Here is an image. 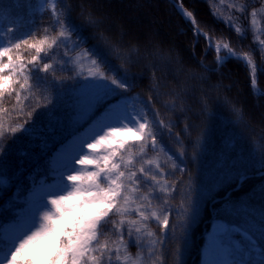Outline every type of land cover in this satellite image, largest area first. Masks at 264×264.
Wrapping results in <instances>:
<instances>
[{
    "label": "snow or ice",
    "instance_id": "snow-or-ice-1",
    "mask_svg": "<svg viewBox=\"0 0 264 264\" xmlns=\"http://www.w3.org/2000/svg\"><path fill=\"white\" fill-rule=\"evenodd\" d=\"M174 2L192 30L193 47L203 37L206 49L216 53V67L204 69L201 61V68L216 72L228 60L242 62L254 96L264 97L258 87L264 74V0H208L213 18L235 33L239 47L203 25L184 0ZM78 7L102 48L86 46L81 25L71 19V0H39L41 24L21 36L15 35L14 25L0 27V192L9 195L4 173L12 145L34 126L38 110L52 104L51 93L58 86L88 81L82 89L92 121L85 136L55 151L45 179L33 178L27 209L7 229L0 228V264H183L202 205L215 196L213 186L194 199L183 166L188 147L193 152L202 147L207 130L201 127L192 138L189 86L180 76L198 78L206 86L199 97L200 115L209 111L210 93L223 100L233 126L251 133L250 155L259 151L262 169L264 127L257 132L242 107L220 96L222 81L211 84L206 76L186 71L171 48L166 51L153 39L141 46L139 41L125 42L120 33L109 35L103 30L104 14L91 4ZM249 33L251 43L245 49L242 41ZM144 62L150 72L147 99L131 94L139 87V74L131 69ZM167 76L172 84L164 83ZM109 98L117 102L108 104ZM181 118L184 128L177 131ZM48 174L55 177L51 184L46 183ZM246 179L243 170L225 167L216 183L240 187ZM227 204L224 214L236 221L217 226L207 264H264V209L257 215L247 201L230 199Z\"/></svg>",
    "mask_w": 264,
    "mask_h": 264
},
{
    "label": "trees",
    "instance_id": "trees-1",
    "mask_svg": "<svg viewBox=\"0 0 264 264\" xmlns=\"http://www.w3.org/2000/svg\"><path fill=\"white\" fill-rule=\"evenodd\" d=\"M71 3L73 4L71 19L73 23L81 25L87 47L102 48L103 44L95 38L94 31L83 24L79 17L78 5L81 3L91 4L94 11L107 17V23L103 26L107 34L120 33L125 42L139 41L141 46L145 40L153 39L161 43L166 51L171 48L173 57L184 63L186 71L196 73L197 77L206 76L211 84H217L218 80H221L225 89L220 96L227 95L242 107L257 132L260 127H264V97L254 96L249 85L248 70L244 64L231 59L216 72L205 71L204 69L216 67V53L212 49H206L203 37L193 47L192 30L172 1L71 0ZM184 3L196 13L197 19L203 25L214 29L217 36L223 33L234 46H240L237 44L235 33L227 29L224 23L217 22L213 18L208 0H184ZM143 8H146V16L141 15ZM148 13L152 20L146 18ZM149 22H151L150 25H148ZM44 23H47V19ZM40 24L39 0H0V27L14 25L17 29L15 35L21 36L25 32L38 28ZM250 43L251 34L249 33L248 38L242 41V45L246 49ZM201 61L204 69L200 66ZM257 61L259 63L258 56ZM146 63L138 64L131 69L134 75L139 74L136 76L139 87L131 94L139 93L145 99L148 96L146 89L150 78V72L145 67ZM157 63L163 68L161 62L157 61ZM158 74L163 75V72ZM180 79L187 80L189 86L188 103L192 106V111L187 114V122L193 125L192 138L196 137L201 127L207 130L206 142L202 147L196 152L188 147V155L183 165L186 166L187 174L191 178L193 198L195 199L201 190L214 186L215 198L204 201L201 214L190 233L189 248L182 257L183 264H199L200 245L207 239L211 226L214 223L236 221L235 216L224 214L230 199L247 201L251 210H254L257 215L261 209H264V195L261 193V188L264 187V169L260 167L259 151L250 155L254 149L251 133L243 126H233V116L223 100L217 99L216 93H210L209 111L200 115L199 97L201 90L206 86L201 84L198 78L192 79L181 75ZM77 83V80H69L62 86H58L51 93L52 104L38 110L33 117L34 126L12 145L4 173V178L9 182V187L5 191L9 192V195L0 192V227L13 218L12 208L15 203L12 199L13 195L22 196L30 179L45 175V171L49 168L52 151L57 145L63 144L70 135L78 132L87 120L82 124L72 120L75 113L74 90ZM164 83L172 84V77L167 76ZM258 87L264 90V74L259 75ZM113 100L116 98H109L107 103ZM25 103L28 102L25 101ZM177 123L176 130H182L183 118ZM9 143L12 144V141ZM188 143L185 141L186 146ZM169 147L175 150V146L169 145ZM233 166L243 170L247 179L240 187L229 184L220 188L216 181L221 171L225 167ZM131 251L135 253L136 249L133 247Z\"/></svg>",
    "mask_w": 264,
    "mask_h": 264
},
{
    "label": "rangeland",
    "instance_id": "rangeland-1",
    "mask_svg": "<svg viewBox=\"0 0 264 264\" xmlns=\"http://www.w3.org/2000/svg\"><path fill=\"white\" fill-rule=\"evenodd\" d=\"M145 9L146 8H143L144 11L141 13L142 16H146ZM146 18H148V20H152L149 13L147 14ZM157 18H159V17H157ZM150 23L151 22H149L148 25H150ZM148 25H147V27H148ZM77 81H78V83H77L76 89L74 90V97H75L74 98V104H75L74 110H75V113H74L72 120H73V122L75 121V122L81 123V124L86 119L87 120L85 121L83 127L79 130V132L70 136L72 138L71 142L74 140V138L78 139V138H82L83 136H85L89 130V126L92 123V121L89 120V114L86 112L88 98L84 94V90L82 89V85L88 83V81L83 80V79H78ZM218 81H221V80H218ZM223 85H224V83H223ZM116 102H117V100H114L108 104H115ZM97 115H99V112ZM70 137H68L67 140ZM67 140H66V142H67ZM65 143L63 145H65ZM60 147H61V145L58 146L56 148V150L59 149ZM54 153L55 152H53L52 156L54 155ZM161 163L163 164V159L161 160ZM39 179L44 180L42 177ZM54 179H55V177L51 176V178L49 180H47L46 183L51 184ZM29 190H27L24 193L22 198L17 199V198H14V196H13V198L16 199V203L19 205V207H15V208L13 207L14 214H13L12 220L5 222L1 228L7 229L10 225L13 224L14 219L16 217V214L19 212L25 211L27 209V205L25 203V200L28 197ZM217 226L218 225H214V224L211 226V231H210L207 239H205L204 242H202V244L200 245L199 260H198L199 264H207V262L213 258V256H212V253H213V237H214V232L217 229Z\"/></svg>",
    "mask_w": 264,
    "mask_h": 264
},
{
    "label": "bare ground",
    "instance_id": "bare-ground-1",
    "mask_svg": "<svg viewBox=\"0 0 264 264\" xmlns=\"http://www.w3.org/2000/svg\"><path fill=\"white\" fill-rule=\"evenodd\" d=\"M71 139H72V138L70 137V138L67 140L66 144H69V143L71 142ZM66 144H65V145H66Z\"/></svg>",
    "mask_w": 264,
    "mask_h": 264
},
{
    "label": "water",
    "instance_id": "water-1",
    "mask_svg": "<svg viewBox=\"0 0 264 264\" xmlns=\"http://www.w3.org/2000/svg\"><path fill=\"white\" fill-rule=\"evenodd\" d=\"M171 1H172L173 5L175 6V2H174V0H171ZM175 8H176V6H175ZM249 85H250V83H249Z\"/></svg>",
    "mask_w": 264,
    "mask_h": 264
}]
</instances>
